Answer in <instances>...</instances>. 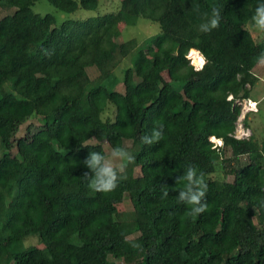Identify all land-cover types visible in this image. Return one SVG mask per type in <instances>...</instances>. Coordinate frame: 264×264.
Returning <instances> with one entry per match:
<instances>
[{
    "label": "trees",
    "instance_id": "trees-1",
    "mask_svg": "<svg viewBox=\"0 0 264 264\" xmlns=\"http://www.w3.org/2000/svg\"><path fill=\"white\" fill-rule=\"evenodd\" d=\"M38 1L0 0L15 10L0 18V264H264V209L252 207L264 195V140L233 136L236 100L251 99L258 82L264 38L249 26L264 0H121L83 20L66 15L97 11L100 0H47L61 21L34 12ZM213 8L220 26L201 33ZM140 18L160 33L118 43L120 26ZM191 50L204 56L200 71ZM157 122L164 140L143 144ZM116 146L132 152L127 172L140 176L89 190L81 162ZM189 165L207 184L199 216L171 190ZM33 237L41 247L26 246Z\"/></svg>",
    "mask_w": 264,
    "mask_h": 264
},
{
    "label": "clouds",
    "instance_id": "clouds-1",
    "mask_svg": "<svg viewBox=\"0 0 264 264\" xmlns=\"http://www.w3.org/2000/svg\"><path fill=\"white\" fill-rule=\"evenodd\" d=\"M221 18L220 10L213 8L207 22L199 25V31L207 34L218 29ZM249 27L253 33H264V3L257 5ZM257 63L264 65V52L257 57ZM164 138V125L157 122L151 132L141 136L140 140L143 144L151 146L159 144ZM134 162L135 156L126 147H110L107 154L103 149L99 152L91 151L81 162L89 170L83 174V178L87 181L89 190L96 193H110L116 190L121 180L127 179V169ZM175 184L176 187L171 190L178 193L175 197L177 202L187 206V216H199L208 211L207 184L203 174H198L195 167L189 165L183 175L176 178ZM161 191V199H167L170 189L167 186H161ZM252 207L254 210L264 209V195L254 196Z\"/></svg>",
    "mask_w": 264,
    "mask_h": 264
},
{
    "label": "rangeland",
    "instance_id": "rangeland-1",
    "mask_svg": "<svg viewBox=\"0 0 264 264\" xmlns=\"http://www.w3.org/2000/svg\"><path fill=\"white\" fill-rule=\"evenodd\" d=\"M120 1L121 0H100V6L97 11L79 9L77 12L73 14H67L66 17L69 19L83 20L94 17L98 14L111 13L117 9L118 5L120 4ZM33 10L34 12L41 15H47V14L54 15L57 18H60V21L63 20V18L65 17V14H62L56 7L51 5L47 0L38 1L34 5ZM14 11H15L14 9L12 10L0 9V18H3L9 14H13ZM120 29L122 31V34L120 37L116 38V41L118 43H123L131 39H137L140 45H144L146 41H149L151 37L159 34L161 31L159 24L153 23L144 18H140L135 26L121 25ZM249 29L252 32L250 27ZM254 35L257 39H259V41H262L264 38V33H254ZM128 67H130V62L125 60L116 71L117 77L121 78L123 76V71ZM255 73L258 77V82L251 90L250 97L253 101L257 102L259 107V112L252 113L248 116L247 119L249 122V126L247 127L251 129L252 134L256 136V138H258L259 140H264V65L258 64L257 67L255 68ZM91 76L93 78L96 76L95 71L91 72ZM117 90L123 91L124 90L123 85L120 84L119 86H117ZM31 122L34 123L36 122V120L34 119ZM25 132H26V126H23L18 136L24 135ZM91 143L96 144L97 141L93 139ZM125 144L126 146H131L130 141H126ZM105 147L107 148L108 146L105 145ZM243 161L244 163L248 162L247 158H244ZM139 176H140L139 168H135L127 172V179L136 178ZM229 180L232 181L233 179L230 177ZM124 208L128 212L133 211V205L128 196L125 197ZM136 236L137 235L132 236L131 238H135ZM26 246L41 247V243L37 238L33 237L27 241ZM111 260L120 264H126L122 260H115L113 258H111Z\"/></svg>",
    "mask_w": 264,
    "mask_h": 264
},
{
    "label": "built area",
    "instance_id": "built-area-1",
    "mask_svg": "<svg viewBox=\"0 0 264 264\" xmlns=\"http://www.w3.org/2000/svg\"><path fill=\"white\" fill-rule=\"evenodd\" d=\"M187 58L190 61V64L194 67L196 71H200L203 69V66L205 64L204 56L197 50H191ZM197 58H202L203 60L201 62H196ZM234 97L231 95L229 97V100H233ZM236 103L241 107V115L239 117L237 128L233 136L238 140H249L252 137V131L250 128L246 126V118L248 115L252 113H258L259 107L257 102L253 101L252 99H243V100H236ZM212 142L215 144V147H222L223 146V140L217 139L213 137Z\"/></svg>",
    "mask_w": 264,
    "mask_h": 264
},
{
    "label": "bare ground",
    "instance_id": "bare-ground-1",
    "mask_svg": "<svg viewBox=\"0 0 264 264\" xmlns=\"http://www.w3.org/2000/svg\"><path fill=\"white\" fill-rule=\"evenodd\" d=\"M202 60H203L202 58H200V59L197 58V59H196V62H201Z\"/></svg>",
    "mask_w": 264,
    "mask_h": 264
},
{
    "label": "crops",
    "instance_id": "crops-1",
    "mask_svg": "<svg viewBox=\"0 0 264 264\" xmlns=\"http://www.w3.org/2000/svg\"><path fill=\"white\" fill-rule=\"evenodd\" d=\"M256 74V73H255Z\"/></svg>",
    "mask_w": 264,
    "mask_h": 264
}]
</instances>
